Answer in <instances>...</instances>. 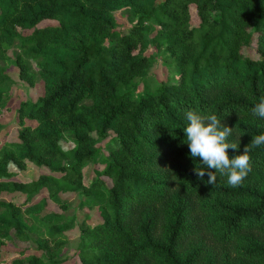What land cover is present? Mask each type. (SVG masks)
<instances>
[{
    "label": "trees",
    "instance_id": "16d2710c",
    "mask_svg": "<svg viewBox=\"0 0 264 264\" xmlns=\"http://www.w3.org/2000/svg\"><path fill=\"white\" fill-rule=\"evenodd\" d=\"M123 9L136 19L127 32L116 16ZM252 43L257 58L244 52ZM13 48L20 52L10 59ZM152 48L173 59L177 75L141 89ZM0 59L31 86L26 59L35 61L45 83L18 109L19 141L0 153V194L22 192L30 203H0V257L16 237L36 247L10 264H60L66 232L77 226L82 264H264V146L251 150L240 186L219 174L211 185L194 173L203 165L183 131L187 111L216 114L240 142L229 155L264 133L252 114L264 95V0H0ZM8 79L1 68L0 114ZM110 131L118 143L108 157L93 133L106 139ZM26 161L49 174L11 180L8 164L24 169ZM89 162L103 164L95 172L111 185L100 176L84 183ZM44 189L60 212L46 198L31 203ZM72 191L80 207L98 208L97 222L67 213L60 194Z\"/></svg>",
    "mask_w": 264,
    "mask_h": 264
},
{
    "label": "rangeland",
    "instance_id": "374dc122",
    "mask_svg": "<svg viewBox=\"0 0 264 264\" xmlns=\"http://www.w3.org/2000/svg\"><path fill=\"white\" fill-rule=\"evenodd\" d=\"M116 16L118 17V27L123 32H127L132 24L136 21L129 9L117 11ZM48 24L50 23H41L40 26H46ZM19 52V49L13 48L8 51V55L10 59L15 58ZM152 52L155 54V58L146 70L145 79L142 80L143 82H141L140 85L141 89L144 87L155 89L158 85H160V83L170 82L177 75L174 61L168 57L167 53H165L163 50L155 51L153 48L149 50L148 53ZM244 52L246 55L251 57H258L253 43L250 47H247ZM26 60L30 64L32 73L36 76V84L32 86L20 79L19 69L12 63L11 60L0 59V69L4 68L6 74L10 77V79L6 80L2 85L5 91V99L2 104L6 105V107L2 109L0 114V153H2L4 149L8 148L9 143L19 141L18 134L21 124L18 120V109L21 104L28 100L37 101L45 92V83L40 76V69L37 63L30 59ZM136 80H140V78L138 77ZM25 125L36 127L37 122L26 119ZM93 136L97 140L96 147L104 155L110 157L111 151L118 143L116 134L113 131H110L106 139L100 138L95 133H93ZM72 137L73 135L70 132L65 133V137L62 141V145L65 148H70L73 146ZM102 168L103 164L101 162H97L96 164L89 162L84 170V183L89 185L96 177L100 176L108 185H111L112 182L107 176L100 175V172H95L96 169L101 171L100 169ZM7 169L9 172L15 173V176L11 178V180H22L25 182L29 180H39L42 175L49 174V170L47 168L38 167L30 161H26V167L24 169H20L14 162H10ZM48 196L49 194L46 189L43 191L41 190L39 194L33 195L31 203H37L46 198L47 207L54 211L60 212L62 210L61 207L50 200ZM60 197L66 202L68 206L67 213H75L78 215L80 221L86 219L91 223H95L101 218L97 207H80V196L77 192L72 191L68 193H61ZM10 201L18 204L19 206L22 205L23 207L30 204H24L26 202V198L22 192L10 193L9 191H4L0 194V203ZM12 233L14 234V232ZM66 233L68 236V242L62 253L58 255L57 259L60 261V264H82L78 255V245L80 242L78 227H70ZM35 235L36 234H32L34 237ZM35 247L36 244L34 242H23L14 237L13 240H8L1 248L2 256L0 257V264H10L11 260L14 258H24L27 255L32 254Z\"/></svg>",
    "mask_w": 264,
    "mask_h": 264
},
{
    "label": "clouds",
    "instance_id": "9594fccd",
    "mask_svg": "<svg viewBox=\"0 0 264 264\" xmlns=\"http://www.w3.org/2000/svg\"><path fill=\"white\" fill-rule=\"evenodd\" d=\"M252 114L264 119V95L255 103ZM185 115L188 123L183 131L189 154L194 160L198 158L199 164L203 165L194 169L196 176L203 179L207 175L208 179L204 182L214 185L219 174L226 177L228 186H240L252 170L251 150L264 146V133L252 136L242 154L229 155V150L238 151L240 144L229 140L232 127L223 123L216 114H199L189 110Z\"/></svg>",
    "mask_w": 264,
    "mask_h": 264
}]
</instances>
